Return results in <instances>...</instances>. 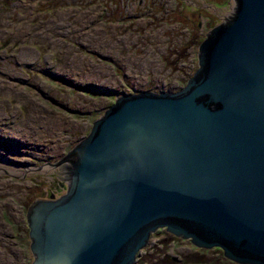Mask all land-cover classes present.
I'll return each mask as SVG.
<instances>
[{
  "label": "water",
  "instance_id": "1",
  "mask_svg": "<svg viewBox=\"0 0 264 264\" xmlns=\"http://www.w3.org/2000/svg\"><path fill=\"white\" fill-rule=\"evenodd\" d=\"M197 56L179 92L115 95L60 158L66 192L27 209L31 264H137L161 229L264 264V0H234Z\"/></svg>",
  "mask_w": 264,
  "mask_h": 264
},
{
  "label": "rangeland",
  "instance_id": "2",
  "mask_svg": "<svg viewBox=\"0 0 264 264\" xmlns=\"http://www.w3.org/2000/svg\"><path fill=\"white\" fill-rule=\"evenodd\" d=\"M233 3L0 0V264H31L30 242L20 238L27 208L52 191L66 192L58 161L115 95L184 88L199 68L200 43ZM180 52L188 59L177 70ZM216 248H197L161 229L141 256L144 264H163L166 254L215 256Z\"/></svg>",
  "mask_w": 264,
  "mask_h": 264
},
{
  "label": "trees",
  "instance_id": "3",
  "mask_svg": "<svg viewBox=\"0 0 264 264\" xmlns=\"http://www.w3.org/2000/svg\"><path fill=\"white\" fill-rule=\"evenodd\" d=\"M53 193V191L49 194L50 195ZM165 230V229H163ZM161 230L157 231L152 235L157 236L160 233ZM168 234L169 232L166 231ZM26 244L28 245V242H30V237H29V228L25 227L24 230H22V236L20 237ZM30 252V248L28 249ZM201 251V252H199ZM216 255L214 256L211 252L206 251V250H197L195 253H187L184 254V256H181L179 260L174 257L173 255L166 254L165 257V262L163 264H174L176 261H181L183 264H239L236 263L232 260H229L226 258L223 254V251L219 248L215 249ZM177 259V260H176ZM145 261L142 260L141 254H139V264H144Z\"/></svg>",
  "mask_w": 264,
  "mask_h": 264
},
{
  "label": "flooded vegetation",
  "instance_id": "4",
  "mask_svg": "<svg viewBox=\"0 0 264 264\" xmlns=\"http://www.w3.org/2000/svg\"><path fill=\"white\" fill-rule=\"evenodd\" d=\"M214 4H216V3H214ZM213 4V5H214ZM218 5V4H217ZM216 5V7L215 8H218V9H220V8H222V6H224V5H218L217 6ZM214 7V6H213ZM214 11V15H217V12H215V10H213ZM200 16H201V14H200ZM217 26V25H216ZM215 27V26H214ZM213 27V28H214ZM212 28V29H213ZM211 29V30H212ZM210 32V31H209ZM208 32V33H209ZM208 33L205 35V38H206V36L208 35ZM204 35V33L202 34V35H200V38L202 37ZM189 48V45L185 48V50L186 51H188L187 49ZM187 53L188 52H180V54H179V58H180V61H182V62H179L178 64H180V67L177 69V70H182V68H184V65H186V60L188 59V57H187ZM193 55V53L190 55V56H192ZM190 58V57H189ZM191 78V77H190ZM181 89H183V88H178V87H170L169 89H168V91H164V92H168V93H176V92H179ZM118 96V95H117ZM46 198H48V197H46ZM29 207V206H28ZM28 209V208H27ZM26 217H27V211H26ZM25 227H27L28 228V225H27V219L24 221V224L20 227V229H21V234H20V237L22 236V230H24V228ZM30 237V236H29ZM31 250V249H30Z\"/></svg>",
  "mask_w": 264,
  "mask_h": 264
},
{
  "label": "bare ground",
  "instance_id": "5",
  "mask_svg": "<svg viewBox=\"0 0 264 264\" xmlns=\"http://www.w3.org/2000/svg\"><path fill=\"white\" fill-rule=\"evenodd\" d=\"M11 141H14V140L11 139ZM14 142H15V141H14ZM1 154H5V153H2V152H1V149H0V155H1ZM1 156H3V155H1Z\"/></svg>",
  "mask_w": 264,
  "mask_h": 264
},
{
  "label": "clouds",
  "instance_id": "6",
  "mask_svg": "<svg viewBox=\"0 0 264 264\" xmlns=\"http://www.w3.org/2000/svg\"><path fill=\"white\" fill-rule=\"evenodd\" d=\"M198 57V56H197Z\"/></svg>",
  "mask_w": 264,
  "mask_h": 264
}]
</instances>
